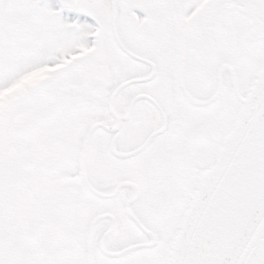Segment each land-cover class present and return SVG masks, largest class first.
<instances>
[{
  "label": "snow or ice",
  "instance_id": "6c2138e0",
  "mask_svg": "<svg viewBox=\"0 0 264 264\" xmlns=\"http://www.w3.org/2000/svg\"><path fill=\"white\" fill-rule=\"evenodd\" d=\"M0 264H264V0H0Z\"/></svg>",
  "mask_w": 264,
  "mask_h": 264
}]
</instances>
